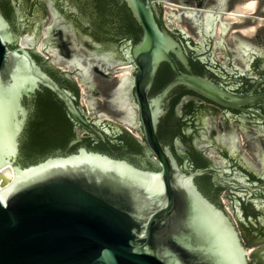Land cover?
<instances>
[{
    "label": "water",
    "instance_id": "obj_1",
    "mask_svg": "<svg viewBox=\"0 0 264 264\" xmlns=\"http://www.w3.org/2000/svg\"><path fill=\"white\" fill-rule=\"evenodd\" d=\"M0 196V264H264V0H0Z\"/></svg>",
    "mask_w": 264,
    "mask_h": 264
},
{
    "label": "rangeland",
    "instance_id": "obj_2",
    "mask_svg": "<svg viewBox=\"0 0 264 264\" xmlns=\"http://www.w3.org/2000/svg\"><path fill=\"white\" fill-rule=\"evenodd\" d=\"M42 36H41L40 40L42 39ZM34 47H35V49H36L37 52H39L45 59H47V56L45 54H43L41 51H39V49H37V45H35Z\"/></svg>",
    "mask_w": 264,
    "mask_h": 264
},
{
    "label": "bare ground",
    "instance_id": "obj_3",
    "mask_svg": "<svg viewBox=\"0 0 264 264\" xmlns=\"http://www.w3.org/2000/svg\"><path fill=\"white\" fill-rule=\"evenodd\" d=\"M42 38H43V36H42ZM41 42H42V39L38 42L37 49H39V45H40ZM39 51H40V49H39Z\"/></svg>",
    "mask_w": 264,
    "mask_h": 264
},
{
    "label": "snow or ice",
    "instance_id": "obj_4",
    "mask_svg": "<svg viewBox=\"0 0 264 264\" xmlns=\"http://www.w3.org/2000/svg\"><path fill=\"white\" fill-rule=\"evenodd\" d=\"M3 197L2 196H0V199H2Z\"/></svg>",
    "mask_w": 264,
    "mask_h": 264
}]
</instances>
